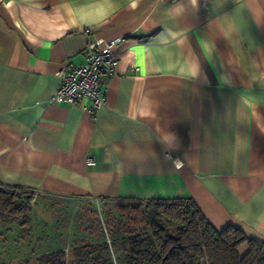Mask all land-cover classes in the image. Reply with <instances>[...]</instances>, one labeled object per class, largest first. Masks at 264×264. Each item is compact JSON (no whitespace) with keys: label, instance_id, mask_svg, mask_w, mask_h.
Segmentation results:
<instances>
[{"label":"crops","instance_id":"1","mask_svg":"<svg viewBox=\"0 0 264 264\" xmlns=\"http://www.w3.org/2000/svg\"><path fill=\"white\" fill-rule=\"evenodd\" d=\"M96 40L118 61L96 113L52 102ZM0 183L62 203L191 198L217 231L264 240V0H0ZM32 211L29 232L0 221V262L38 248Z\"/></svg>","mask_w":264,"mask_h":264},{"label":"trees","instance_id":"2","mask_svg":"<svg viewBox=\"0 0 264 264\" xmlns=\"http://www.w3.org/2000/svg\"><path fill=\"white\" fill-rule=\"evenodd\" d=\"M33 200V190L0 183V221L29 232ZM118 208L134 215L135 231L109 242L72 246L69 254L64 249L45 252L36 264H264V240L247 237L234 226L217 231L191 198ZM243 243L247 249L240 253Z\"/></svg>","mask_w":264,"mask_h":264},{"label":"rangeland","instance_id":"3","mask_svg":"<svg viewBox=\"0 0 264 264\" xmlns=\"http://www.w3.org/2000/svg\"><path fill=\"white\" fill-rule=\"evenodd\" d=\"M35 194L34 192L32 205L35 208L34 218L37 219L38 224L37 232L41 235L39 246L38 248L35 245L32 246L29 249L30 252L27 250V253H31L30 257L4 263L21 264L24 261L27 264H36L39 256L35 255L37 253L64 248L69 254L72 246L103 240L111 241L113 238H120L137 229L133 214L119 210L118 204L108 205L99 197L100 209H97V205L92 203L91 198L87 201L62 203L59 199L40 195L36 197ZM2 245L0 243V260L11 258L7 249L3 250L7 246L2 247Z\"/></svg>","mask_w":264,"mask_h":264},{"label":"built area","instance_id":"4","mask_svg":"<svg viewBox=\"0 0 264 264\" xmlns=\"http://www.w3.org/2000/svg\"><path fill=\"white\" fill-rule=\"evenodd\" d=\"M115 43L116 40H96L89 43L85 48L84 63L58 72L60 83L51 101L75 104L88 99L91 101L88 111L95 114L103 101L102 82L115 73L118 62L113 54ZM87 162L94 163L92 159H88ZM90 200L97 205V209H100L98 197H92Z\"/></svg>","mask_w":264,"mask_h":264}]
</instances>
